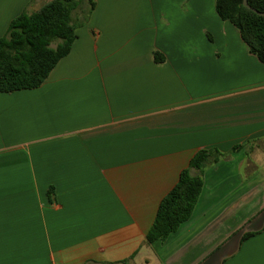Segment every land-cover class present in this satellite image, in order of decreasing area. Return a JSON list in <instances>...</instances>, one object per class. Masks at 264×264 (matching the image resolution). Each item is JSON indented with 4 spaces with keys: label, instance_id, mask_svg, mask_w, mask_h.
Returning <instances> with one entry per match:
<instances>
[{
    "label": "crops",
    "instance_id": "1",
    "mask_svg": "<svg viewBox=\"0 0 264 264\" xmlns=\"http://www.w3.org/2000/svg\"><path fill=\"white\" fill-rule=\"evenodd\" d=\"M48 1L0 0V37ZM76 34L41 86L0 92V264H264V63L216 0H97ZM203 148L229 154L147 242Z\"/></svg>",
    "mask_w": 264,
    "mask_h": 264
},
{
    "label": "trees",
    "instance_id": "2",
    "mask_svg": "<svg viewBox=\"0 0 264 264\" xmlns=\"http://www.w3.org/2000/svg\"><path fill=\"white\" fill-rule=\"evenodd\" d=\"M96 1L86 0L85 16L79 23L74 13L81 7V0H51L38 11L15 17L6 34L0 37V92L41 86L58 62L70 53L77 38V26L88 20ZM248 1L253 9L264 12V0ZM253 9L246 7L243 0H216L219 17L239 29L250 53L264 63V15ZM155 60L163 61L164 56L155 52ZM228 154L218 148H203L194 154L189 166L181 171L177 184L161 200L147 242L165 241L191 218L207 168Z\"/></svg>",
    "mask_w": 264,
    "mask_h": 264
},
{
    "label": "water",
    "instance_id": "3",
    "mask_svg": "<svg viewBox=\"0 0 264 264\" xmlns=\"http://www.w3.org/2000/svg\"><path fill=\"white\" fill-rule=\"evenodd\" d=\"M243 4H244L246 7L250 8V9H253V8L250 6L248 0H243ZM253 10H254L256 13H258L259 15H264V12H260V11L255 10V9H253Z\"/></svg>",
    "mask_w": 264,
    "mask_h": 264
},
{
    "label": "rangeland",
    "instance_id": "4",
    "mask_svg": "<svg viewBox=\"0 0 264 264\" xmlns=\"http://www.w3.org/2000/svg\"><path fill=\"white\" fill-rule=\"evenodd\" d=\"M50 1H51V0H50ZM50 1H48V2H50ZM48 2H47V3H48Z\"/></svg>",
    "mask_w": 264,
    "mask_h": 264
}]
</instances>
